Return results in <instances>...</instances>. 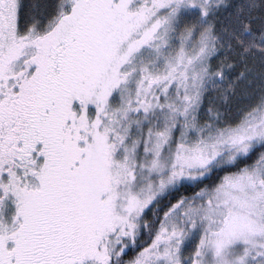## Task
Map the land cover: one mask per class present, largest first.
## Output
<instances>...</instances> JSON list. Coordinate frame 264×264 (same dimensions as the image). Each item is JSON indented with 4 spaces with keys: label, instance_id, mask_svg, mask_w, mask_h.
Wrapping results in <instances>:
<instances>
[{
    "label": "snow or ice",
    "instance_id": "1",
    "mask_svg": "<svg viewBox=\"0 0 264 264\" xmlns=\"http://www.w3.org/2000/svg\"><path fill=\"white\" fill-rule=\"evenodd\" d=\"M0 264H264V0H0Z\"/></svg>",
    "mask_w": 264,
    "mask_h": 264
}]
</instances>
